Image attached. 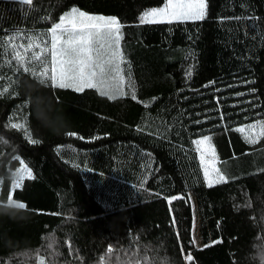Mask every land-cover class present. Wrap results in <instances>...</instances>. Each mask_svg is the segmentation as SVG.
<instances>
[{
  "label": "trees",
  "instance_id": "1",
  "mask_svg": "<svg viewBox=\"0 0 264 264\" xmlns=\"http://www.w3.org/2000/svg\"><path fill=\"white\" fill-rule=\"evenodd\" d=\"M166 1L0 0V201L26 205L0 209V264H204L189 207L182 247L168 203L203 189L218 264H253L264 238V0H206L203 20L140 23ZM72 8L120 22V76L97 75L105 90L60 88L33 58L50 61L49 30ZM205 136L225 178L211 187L193 143Z\"/></svg>",
  "mask_w": 264,
  "mask_h": 264
},
{
  "label": "snow or ice",
  "instance_id": "2",
  "mask_svg": "<svg viewBox=\"0 0 264 264\" xmlns=\"http://www.w3.org/2000/svg\"><path fill=\"white\" fill-rule=\"evenodd\" d=\"M205 15L206 0H167L164 7L144 11L140 15L139 20L140 23L163 22L165 18L168 22L173 20H203ZM58 30H61L62 34H67V39L64 40L63 46H61L62 34L58 35ZM49 31L51 43L50 61L42 60L39 53L33 54V58L39 61L43 67L41 75L48 77L60 88H74L78 92H82L85 88L102 86L104 81L97 79L98 74L96 71L97 68H100L101 74H104L105 71L99 64L100 48H103L105 44L111 47L113 44L119 43L121 39L119 20L116 17L88 15L76 8H72L70 12L62 15L60 23H55ZM31 47L32 44L29 43L28 48ZM94 48L96 50L95 61L92 55ZM118 55L122 61L123 56L117 51H113V57ZM15 56L20 57V53L16 52ZM48 62L52 65L50 76L46 66ZM115 70H120L118 64ZM190 74L191 69L189 70ZM249 127L255 126L250 125ZM239 131H243V129H239ZM206 141L210 144L211 138L205 136L203 139L193 141V143L200 146ZM246 141L251 144L258 142L257 139L251 136L247 137ZM32 142L38 143V141ZM200 150L198 147L197 151ZM28 172L30 175V170ZM204 175L205 179L208 180L209 187L213 183L225 181V178L219 174L218 169H213L211 174L206 170ZM173 199H176V197H173ZM11 202L12 200H10ZM18 207L25 208L26 205L20 203Z\"/></svg>",
  "mask_w": 264,
  "mask_h": 264
},
{
  "label": "rangeland",
  "instance_id": "3",
  "mask_svg": "<svg viewBox=\"0 0 264 264\" xmlns=\"http://www.w3.org/2000/svg\"><path fill=\"white\" fill-rule=\"evenodd\" d=\"M88 15L102 16V15H93V14H88ZM163 21H167V19L165 18ZM174 21H180V20H173L172 22ZM183 21H198V20H183ZM57 34L58 35L62 34L61 30H58ZM66 39H67V34L66 33L62 34L61 46H63L64 40ZM120 50L121 47L119 43L113 44L111 47L105 44L103 48H100V53H101L99 58L100 67H102L104 70L105 69L107 70L108 68L110 69V71L114 73V75L120 76L121 60L119 58V55L116 57L112 56L113 51H117L120 54ZM92 55L95 61L96 60L95 48ZM117 64L119 65V69H120L119 71L115 70ZM96 71L98 75H103L100 73V68H97ZM97 79L103 80L101 76H97ZM103 81L104 83L102 86H100V88L105 90L106 89L105 86L109 83V81L108 79H104ZM198 147L201 149L199 151V155H200L203 171L205 173V171L208 170L209 173L211 174L213 169H217L216 168L217 158L214 151L215 146L212 141H210V144L206 141L203 145H200ZM26 175L27 173L25 172L24 169H22L19 172H17L16 179L20 180ZM206 183L208 185L207 179H206ZM19 185L20 184H16L14 186L19 187ZM168 203H169L173 223L181 246L184 247L186 243L184 222H185L186 208L189 207L191 214L190 216L191 232H190L189 240L191 241V244L194 247L197 256L204 264H218L225 261L226 260L225 252L223 250L218 235L216 223L213 219L209 204L207 202L205 190L203 189L189 193L186 198L180 196H177L176 199L170 198L168 200ZM188 260H189V256L186 257V263L188 262Z\"/></svg>",
  "mask_w": 264,
  "mask_h": 264
},
{
  "label": "clouds",
  "instance_id": "4",
  "mask_svg": "<svg viewBox=\"0 0 264 264\" xmlns=\"http://www.w3.org/2000/svg\"><path fill=\"white\" fill-rule=\"evenodd\" d=\"M20 203L24 204V202L15 199L11 203L7 200L0 201V209H9L12 212L23 214L25 208L18 207ZM249 257H254L253 264H264V238L254 241ZM145 264H149V262L145 261Z\"/></svg>",
  "mask_w": 264,
  "mask_h": 264
},
{
  "label": "crops",
  "instance_id": "5",
  "mask_svg": "<svg viewBox=\"0 0 264 264\" xmlns=\"http://www.w3.org/2000/svg\"><path fill=\"white\" fill-rule=\"evenodd\" d=\"M30 1V0H27V2ZM123 83V81H121Z\"/></svg>",
  "mask_w": 264,
  "mask_h": 264
}]
</instances>
